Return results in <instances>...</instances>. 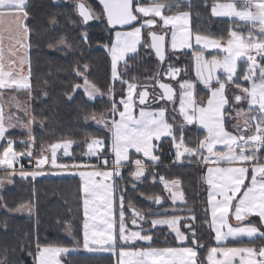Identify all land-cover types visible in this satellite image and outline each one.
Wrapping results in <instances>:
<instances>
[{
  "label": "snow or ice",
  "instance_id": "snow-or-ice-1",
  "mask_svg": "<svg viewBox=\"0 0 264 264\" xmlns=\"http://www.w3.org/2000/svg\"><path fill=\"white\" fill-rule=\"evenodd\" d=\"M182 4L189 9L192 6L191 0H99L97 7L102 5V13L98 15L87 0H76L74 7L80 23L87 25L103 16L111 29L117 26L120 29L115 31V39L110 45L105 46L111 57L112 81L107 89V114L93 112L85 117L102 126L110 135L87 142V151L83 155L89 160L85 163L58 162L60 149L65 157L73 155L69 151L73 144L71 140L51 144L48 148L42 146L39 157L34 156L35 137L31 126L36 118L27 107H21L16 97H11L10 102L15 101V107L29 118L25 122L13 113L5 115L0 104V167L6 171L4 179H0V186L5 182L12 183L11 177L17 174L24 179L46 175L43 170L46 164L52 169L79 175L84 216L83 248L89 252H110L117 257V264H264V244L259 248L229 247L226 244L230 239L243 237L253 244L257 239L264 241V0H213L211 16L227 17L235 25L229 29V38L224 43L222 38L193 34L189 26L190 11H173ZM29 16L28 0H0V90L26 91L31 98L29 53L33 29L28 23ZM49 23L56 25V18H51ZM143 30H147L146 37ZM168 36L173 53L192 49L193 43L199 46L192 52L196 76L209 93L206 102H198L197 84L188 80L177 81L178 115L182 117L179 123L168 113L167 106L157 110L142 107L148 100L147 88L155 85H143V90L137 91L138 84L124 79L118 71L119 63L125 61L126 64V55L137 53L140 45L153 49L163 64ZM81 42H88L86 30ZM59 44L71 47L64 38ZM206 52L210 56H206ZM26 64L27 74L24 71ZM88 67V64L82 67L77 64L74 69L75 76L83 78V84L75 83L71 93H66L69 100L80 88L88 100L104 95L90 82ZM179 72L180 69L169 64L165 74L176 79ZM242 82H247V86ZM117 83L121 86L120 97L116 95ZM157 83L163 93H154L156 101L174 102L175 88L169 83ZM2 96L3 92H0V98ZM172 111L176 112V109ZM232 113H235L234 117ZM232 119L236 123L230 128L228 125ZM188 125L204 130L197 133L203 139H198L196 146L190 147L186 143V134L191 131ZM17 127L26 130L27 141H19L24 145L23 151L14 147L16 140L10 130ZM162 138H168L164 142L176 150L174 163H182V158H188L189 162L206 167L204 182L208 191L203 223L215 233V246L206 249V257L201 258L200 249L205 248V244L195 228L196 216L183 215L184 210L176 207L177 202L186 204L178 180L159 177L167 197L141 193L161 206L150 216L130 202L126 209V189L116 195L119 182L124 179L122 169L130 164L135 165V171L130 172L134 181L143 183L142 178L147 179L146 163L139 158L140 154L152 164L160 161V157L154 154L159 145L153 142H160ZM49 149L50 154L45 155ZM25 157L35 160L37 170L24 169L20 160ZM51 174L62 173L54 171ZM153 182H156L155 177ZM132 187L139 191L135 183ZM165 200L171 201L170 207L164 206ZM0 207L7 208L6 205ZM25 209L31 211L27 205L16 211ZM128 211H131V229L126 219ZM209 211L210 220L207 219ZM253 217L258 220L251 219ZM230 218L237 222L235 226L230 223ZM165 226L169 235L174 234L173 246L156 247L154 237L157 232L163 234ZM36 248L34 264H61L59 257L75 251L63 246H41L39 242ZM28 254L33 255L31 251ZM7 261L5 251L0 264H7Z\"/></svg>",
  "mask_w": 264,
  "mask_h": 264
},
{
  "label": "trees",
  "instance_id": "trees-1",
  "mask_svg": "<svg viewBox=\"0 0 264 264\" xmlns=\"http://www.w3.org/2000/svg\"><path fill=\"white\" fill-rule=\"evenodd\" d=\"M87 2L94 7L98 15H101L102 8L97 7L99 3L96 0H87ZM212 3L213 0H191L190 9L182 4L179 9L174 8L173 11H190V26L193 33L207 34L223 40L228 36L229 29L235 25L229 19L211 16ZM28 4L30 12L28 23L33 29L30 50L32 97L29 98L27 92L22 94L30 99L31 115L36 118L34 122L36 128L32 133L35 137L33 154L39 157L42 146L48 148L51 144L71 140L73 155L62 157L60 163H83L87 161L83 155L86 152L87 142H90L92 138L109 136L102 126L90 119L86 120L85 117L93 112L107 114L109 107L107 89L112 81L111 57L105 46L113 41L116 30L107 26L103 16L87 25L80 23L71 0H28ZM53 17L57 20L56 25L49 23ZM85 30L88 42L82 43L81 36ZM236 30L244 32L238 28ZM61 38H64L71 47L61 49L59 44ZM175 56H180V59L176 60L166 55L165 62L161 64L150 48L141 45L137 53L127 57L126 64L124 62L119 65V72L123 74L124 79L136 82L138 89L151 81L154 85L160 80L172 83L163 76L166 75L169 64L173 68L180 69L178 80H193L192 52H177ZM77 64L81 67L88 64L87 75L90 82L104 95L95 100H88L80 88L73 94L72 100L67 98L66 93H71L74 84L83 82V78L75 76L74 69ZM158 73L160 75H157ZM120 87L117 83V97H120ZM198 94L200 98L206 93L198 87ZM164 104L166 105L161 102L153 106ZM171 116L176 117L177 123L182 122L177 114ZM169 119L171 121V117ZM187 127L191 131L186 134V143L190 147L196 146L198 139H203V136L198 137L197 133L203 131L193 125ZM10 131L16 140L14 145L16 150H25L24 145L19 141L21 139L27 141L26 131ZM167 139L157 143L159 146L155 154L160 157L159 164L148 170L145 174L147 179L142 178L143 183L133 180L130 175L131 169H123L124 179L119 182L117 196L121 189H126V209L130 202L137 210L154 212L157 208L152 207L146 201L145 195L141 193L147 196L167 197L168 194L164 192V186L159 182V177L163 176L168 181L178 180L186 204L176 207L187 210L182 214L196 216L195 228L205 244V248L200 249L201 258H203L207 255L206 249L215 246L213 232L207 224L203 223L207 208V188L203 180L205 168L200 163L189 162L188 158H182L181 164L173 163L175 150L170 143L164 142ZM29 161L31 158L25 159L22 161L23 165L25 166ZM153 177H155V183ZM134 183L139 191L133 189ZM0 205L7 206L6 209L0 207V259H3L6 251L7 264H34L37 242L41 246L77 249L82 245V192L80 180L77 177L35 179L15 177L12 185L0 196ZM22 205L33 207L35 216L28 218L16 215V209ZM164 206L170 207L171 202L165 200ZM126 218H130L128 212ZM207 219L210 220L209 212ZM67 229L71 232L69 237L64 234ZM173 243L172 235H169L166 229H163V234L157 232V236L154 237L156 247L173 246ZM226 244L229 247L259 248L264 241L257 239L253 244L249 240H236L228 241ZM29 251L33 255H29ZM61 261L63 264H117L112 255L86 254L81 251L63 255Z\"/></svg>",
  "mask_w": 264,
  "mask_h": 264
},
{
  "label": "rangeland",
  "instance_id": "rangeland-1",
  "mask_svg": "<svg viewBox=\"0 0 264 264\" xmlns=\"http://www.w3.org/2000/svg\"><path fill=\"white\" fill-rule=\"evenodd\" d=\"M71 3L73 4V5H75V3H76V0H71ZM190 24H191V15H190V20H189V26H190ZM190 29H191V26H190ZM239 30H243L244 32L246 31V29H243V28H238ZM117 30H120V29H117ZM145 33V36H146V34H147V30H145V32H144V30H143V34ZM193 34H195V33H193ZM229 37L227 36L225 39H223V40H221V42L222 43H224V42H226V40L228 39ZM114 39H115V33H114ZM113 39V40H114ZM141 46V45H140ZM140 46H138V49H139V47ZM60 48L61 49H64V46L63 45H61L60 46ZM199 49V46H197V45H195L194 43H193V48L192 49H185V50H183V51H191V52H193V50H198ZM64 51V50H63ZM166 55H167V57H174L176 60H178V59H180V56H175L176 55V53H173L172 51H171V49H170V36H168V37H166ZM133 54H135V53H130V54H127L126 55V57H125V60L127 59V57L128 56H130V55H133ZM205 55L206 56H210V53H208V52H206L205 53ZM222 55V54H221ZM176 57H179L178 59L176 58ZM125 61H121L119 64H121V63H124ZM119 66V65H118ZM160 68H162V66L160 67ZM127 68H125V70H126ZM124 70V71H125ZM161 70V69H160ZM119 71V70H118ZM167 72V71H166ZM192 72H193V80H188V81H192V82H195L196 84H197V88H196V98H197V100H198V102H206V99H207V97H208V95H209V93H208V91H207V89H205L204 87H203V85L202 84H199V82H198V78H197V76H196V66H195V59H194V57H193V55H192ZM218 75H220L221 73H217ZM164 77H165V79L167 80H171L172 81V83L171 84H173V86H175L174 88H175V90H176V97H175V102H174V104L172 105V106H168V108H169V113H171V115H174V114H177L178 115V109H179V86H178V84H177V81H180V82H183V81H186V80H178V76L179 75H177L176 76V79H172L171 77H170V75H163ZM82 78V77H81ZM83 81V80H82ZM246 86H247V82H243ZM81 84H83V82L81 83ZM147 85H154L153 83H152V81L151 82H149V84H147ZM198 87L200 88V89H202L203 91H205V96L204 97H198L199 96V94H198ZM142 88V86H140V89H138V91H140V90H142L141 89ZM82 89V91H83V88H81ZM147 90H149L150 92H151V95H152V97H153V101H155L156 100V97H155V95H154V93H159V91L156 89V87L154 86V87H148L147 88ZM233 91H235V89H233ZM160 94V93H159ZM3 97H4V100H3V103H4V109H5V115H7V114H9V113H13V114H15V116H17V117H20L21 119H23L25 122L27 121V119L29 118V117H27V116H25V114H24V112L23 111H20V110H18L16 107H15V101H11L10 102V98L11 97H16V100L17 101H19V103H20V105H21V107H27L28 108V110H29V112L31 113V109H30V99L29 98H27L26 97V95H23V94H4L3 95ZM87 97V96H86ZM99 97H101V95H97L96 96V98H99ZM95 98V99H96ZM165 103V102H164ZM167 105V104H166ZM244 107L246 108V104L244 105ZM173 108H175L176 109V112H173L172 111V109ZM179 116V115H178ZM232 116L234 117L235 116V113H232ZM180 117V116H179ZM180 119L182 120V117H180ZM236 123V120L235 119H232L231 121H230V123H229V125H230V127L232 126V124H235ZM100 126V125H99ZM193 126H195L196 128H198L196 125H193ZM32 133L34 132V130H35V123H33L32 124ZM11 130H15L16 132H24V131H26V130H22L21 128H19V127H17V128H14V129H11ZM106 132H107V130L106 129H104ZM199 130H201V131H204V130H202V129H199ZM109 134V133H108ZM60 143V142H59ZM219 147V146H218ZM174 150H175V148H174ZM86 151H87V145H86ZM176 151V150H175ZM50 154V149H49V151L48 152H45V155H49ZM64 158L65 156H63V149H61L60 150V153L57 155V159H58V162H60V159L61 158ZM85 158L87 159V161L89 160V158L88 157H86L85 156ZM25 159H29V158H21V163L20 164H23V160H25ZM94 159V158H93ZM87 161H85V162H87ZM174 161H175V159H174ZM174 161H173V163H174ZM85 162H83V163H85ZM175 163H179V162H175ZM24 166V165H23ZM16 167H17V169L19 168V164H17L16 165ZM25 167H26V169H34V170H37L36 168H35V160H31V161H29V162H27V164L24 166V169H25ZM43 169H44V171L47 173L46 175H43V176H37L36 178H40V177H60L59 175H61V174H59V175H52L51 173L52 172H54V171H57V172H61V171H58L57 169H52L51 168V166H50V164H46V165H44L43 166ZM62 173V172H61ZM205 175H206V170H205ZM6 176V171H5V169L4 168H2V167H0V179H4V177ZM15 177H18V178H21L18 174L17 175H15V176H12L11 177V179H12V182H13V178H15ZM28 178H32V177H28ZM33 179V178H32ZM246 183H247V181H246ZM12 185V183H7V182H5L2 186H0V196L2 195V193L8 188V187H10ZM146 201H147V199H146ZM27 206H29L30 208H31V211H28L27 209H25V210H23V211H16L15 212V214L16 215H18V216H25V217H28V218H32V217H34L35 216V209L33 208V207H31L30 205H27ZM146 216L147 215H149L150 213H151V211H148V212H144V211H142ZM128 213L130 214V218H131V211H128ZM230 223L233 225V223L230 221ZM233 226H235V225H233ZM65 236H67V237H69V236H71V232H70V229H67L66 231H65ZM214 236H215V233H214ZM236 240H248V238L247 237H243V238H238V239H236ZM236 240H228V241H236ZM227 241V242H228ZM73 248H75V247H73ZM76 249V248H75Z\"/></svg>",
  "mask_w": 264,
  "mask_h": 264
},
{
  "label": "crops",
  "instance_id": "crops-1",
  "mask_svg": "<svg viewBox=\"0 0 264 264\" xmlns=\"http://www.w3.org/2000/svg\"><path fill=\"white\" fill-rule=\"evenodd\" d=\"M215 18H226V19H228L227 17H215ZM177 53V52H176ZM29 58H30V53H29ZM122 64V63H121ZM120 65V64H119ZM119 66H118V70H119ZM124 70V69H123ZM24 71H25V74H27V71H28V65L26 64L25 65V67H24ZM171 77V76H170ZM31 82V81H30ZM173 85V84H172ZM175 87V86H174ZM82 90V89H81ZM137 91H138V88H137ZM0 92H3V95L4 94H22V93H24V92H26V91H16V90H14V89H6V90H0ZM84 93V92H83ZM125 95H126V91H125ZM85 97H86V95H85ZM87 98V97H86ZM88 99V98H87ZM97 99V98H96ZM3 100H4V97L2 96V98H0V104H2L3 105V108H4V103H3ZM161 106H167V109H168V113H169V108H168V104L167 105H161ZM161 106H153V105H150V106H142V107H145L147 110H157V109H159ZM4 112H5V109H4ZM137 114H138V108H137ZM166 115H167V113H166ZM110 135V134H109ZM163 139H165V138H162V140ZM0 143H2V142H0ZM59 143V142H58ZM153 143H159V142H156V141H154ZM61 150V149H60ZM60 150H58V152H57V155L60 153ZM69 151H71V149H69ZM154 154H155V151H154ZM134 158H136L135 156H133V159ZM139 158H141V159H144L145 160V163H146V173L148 172V170L151 168V167H155V166H157L158 164H159V161L157 162V163H155V164H152V162H150V161H147L146 160V158H144L143 156H142V154H140V157ZM178 164H181V162H179ZM201 166H203L204 168H205V170H206V167H205V165H203V164H201ZM131 169V172L132 171H135V165L134 164H130L129 165V167H126V169ZM125 169V168H124ZM25 170H34V169H26V167H25ZM44 170V169H43ZM58 171H61L62 172V174L61 175H59L60 177H77L79 180H80V177H79V175H72V174H70V171H65V170H59V169H57ZM122 171H123V169H122ZM145 173V174H146ZM204 177H205V174H204ZM204 177H203V180H204ZM133 178V177H132ZM205 183V182H204ZM80 185H82V181L80 180ZM164 186V185H163ZM205 186H206V188H207V191H208V186H207V184L205 183ZM175 190V189H174ZM179 190L180 191H182L181 190V187H179ZM168 194V193H167ZM116 195H117V193H116ZM147 201L150 203V205L152 206V207H154V208H160L161 206H159V205H155L151 200H149V199H147ZM170 201V200H169ZM171 202V201H170ZM179 205H184V204H180L179 202H177V205L176 206H179ZM184 210V209H183ZM82 212H83V198H82ZM183 212H187V210H184ZM183 215H187V214H183ZM209 215H210V211H209ZM153 218H155V217H153ZM254 219H257L258 220V218H256V217H253ZM127 220H128V227L131 229V228H133V226L131 225V223H130V220H131V218H126ZM230 221L233 223V225H236V221L234 220V218H230ZM83 222H84V216H83ZM244 223H247V221H245ZM117 227H118V225H117ZM164 229H166L168 232H169V230L166 228V226H165V228ZM172 236H174V234H172ZM213 237H214V232H213ZM214 242H215V240H214ZM95 247V246H94ZM69 249H75V248H69ZM78 251H81V252H84V253H86V254H102V255H104V254H107V255H112V253H110V252H104V251H95V252H89V251H87V250H85L84 248H83V224H82V245L80 246V248L79 249H75V251H70L69 253H67V254H74V253H76V252H78ZM67 254H65V255H67ZM63 256V255H62ZM61 256V257H62ZM113 256V255H112ZM61 257H59V259H60V262H61V264H63V262L61 261ZM115 257V259H116V262H117V257L116 256H114ZM237 264H238V262H237Z\"/></svg>",
  "mask_w": 264,
  "mask_h": 264
},
{
  "label": "water",
  "instance_id": "water-1",
  "mask_svg": "<svg viewBox=\"0 0 264 264\" xmlns=\"http://www.w3.org/2000/svg\"><path fill=\"white\" fill-rule=\"evenodd\" d=\"M98 3H99V0H96ZM101 8H102V5H101ZM105 18V17H104ZM93 20H91V21H89V23L90 22H92ZM105 21H106V18H105ZM106 24H107V21H106ZM108 26V25H107ZM109 27V26H108ZM110 28V27H109ZM111 29V28H110ZM117 29H119V26H117V28L116 29H113V30H117ZM151 51H152V53H153V55H154V57L159 61V59L157 58V56H156V54H155V51L153 50V49H151ZM160 62V61H159ZM159 82H162V83H168V82H165V81H159ZM169 84H171V83H169ZM172 85V84H171ZM173 86V85H172ZM155 87H156V89L159 91V93L160 94H162L163 93V90L162 89H160L159 87H158V83L156 82L155 83ZM174 87V86H173ZM143 90V89H142ZM141 91V90H140ZM148 91V93H149V96H148V100H147V103L144 105V106H150V105H153V104H158V103H161V102H165V103H167L169 106H172L173 104H174V102H175V99H174V102H168V101H166V100H159V101H153V97H152V95H151V92L149 91V90H147ZM137 103H138V101H137Z\"/></svg>",
  "mask_w": 264,
  "mask_h": 264
},
{
  "label": "built area",
  "instance_id": "built-area-1",
  "mask_svg": "<svg viewBox=\"0 0 264 264\" xmlns=\"http://www.w3.org/2000/svg\"><path fill=\"white\" fill-rule=\"evenodd\" d=\"M262 151H264V150H262ZM24 161V160H23ZM20 163H21V161H20Z\"/></svg>",
  "mask_w": 264,
  "mask_h": 264
}]
</instances>
